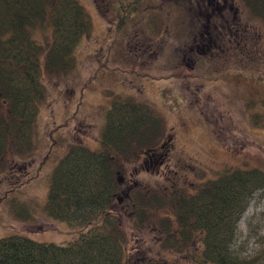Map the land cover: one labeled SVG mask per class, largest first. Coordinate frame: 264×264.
Listing matches in <instances>:
<instances>
[{"label":"rangeland","instance_id":"obj_1","mask_svg":"<svg viewBox=\"0 0 264 264\" xmlns=\"http://www.w3.org/2000/svg\"><path fill=\"white\" fill-rule=\"evenodd\" d=\"M78 1L92 30L75 50L73 71L47 70L53 29L46 24L35 32L45 50L46 99L29 152L0 165V240L19 235L62 244L78 237L80 229L47 214L53 170L73 144L97 149L113 101L131 98L150 106L165 124L157 140L132 149L116 175L120 191L112 210L133 264L138 247L165 246L162 225L176 215L182 195H194L237 169L264 170V127L255 122L264 117V21L237 0L243 14L240 33L248 27L245 44L235 42L233 49L234 42L232 48L226 43L223 49L228 46L230 52L202 57L185 52L194 35L184 0H142L137 12L134 0ZM125 8L134 12L122 25ZM161 155H167L165 166H151L149 161ZM140 198L146 203L138 204ZM233 246L247 258L264 247V192L241 216ZM151 256L158 262L184 261L168 250Z\"/></svg>","mask_w":264,"mask_h":264},{"label":"trees","instance_id":"obj_2","mask_svg":"<svg viewBox=\"0 0 264 264\" xmlns=\"http://www.w3.org/2000/svg\"><path fill=\"white\" fill-rule=\"evenodd\" d=\"M136 2L132 1L134 7ZM244 2L264 21V0ZM124 11L119 18L122 25L134 12ZM46 24L53 29L45 55L47 70L51 74L73 71L75 50L92 30L78 0H0V165L7 157L13 162L25 156L38 132L40 108L46 99L41 63L45 50L35 32ZM185 46V52L192 54L190 45ZM255 120L264 127V117ZM164 128L150 106L131 98L114 100L100 146L93 150L73 144L51 176L47 214L80 229L78 237L62 244L19 235L3 238L0 264H130L127 239L112 210L120 191L116 175L134 148L157 140ZM259 192H264V170L248 168L228 172L194 195H182L176 215L167 216L169 222L162 225L165 246L138 247L133 264H264V247L247 258L233 246L237 224ZM143 201L140 198L138 204ZM139 215L145 218L144 212ZM167 250L184 261L150 258Z\"/></svg>","mask_w":264,"mask_h":264},{"label":"flooded vegetation","instance_id":"obj_3","mask_svg":"<svg viewBox=\"0 0 264 264\" xmlns=\"http://www.w3.org/2000/svg\"><path fill=\"white\" fill-rule=\"evenodd\" d=\"M134 1H137L134 11H140L139 5L143 4L142 0ZM184 2L185 4L181 6L190 12L188 27H193L194 38L189 46V51L192 54L205 57L213 52L221 56V54L231 51L228 46L230 45L232 48L233 42V49L237 48L235 42L239 46L245 44L243 42L248 37L245 34L248 27L245 26L244 33H240L242 31L243 14L237 0H184ZM226 43H228V46L224 50L223 47L227 45ZM162 148H165V145H162ZM165 156L167 155H161L159 158L149 161V163L154 168L161 165L160 168L162 169L165 166ZM147 157L152 158V156Z\"/></svg>","mask_w":264,"mask_h":264}]
</instances>
